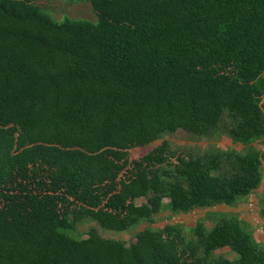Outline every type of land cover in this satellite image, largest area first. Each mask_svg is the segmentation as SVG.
I'll return each mask as SVG.
<instances>
[{"label":"trees","instance_id":"trees-1","mask_svg":"<svg viewBox=\"0 0 264 264\" xmlns=\"http://www.w3.org/2000/svg\"><path fill=\"white\" fill-rule=\"evenodd\" d=\"M86 1L96 21L0 0V264H264L237 213L129 243L100 231L236 206L261 186L264 0ZM179 129L247 147L164 140L130 158ZM259 205L264 219V190Z\"/></svg>","mask_w":264,"mask_h":264},{"label":"rangeland","instance_id":"rangeland-1","mask_svg":"<svg viewBox=\"0 0 264 264\" xmlns=\"http://www.w3.org/2000/svg\"><path fill=\"white\" fill-rule=\"evenodd\" d=\"M36 3L39 4L46 10L49 14L52 15L57 20H62L66 17L70 18H79L87 19L91 21L97 20V15L92 9L90 2L83 1H71V0H36ZM164 140H167L172 145V148L176 149H196L204 150L208 147L217 145L222 148L234 147L238 150H244L245 146L241 142H233L232 139L227 135H216L214 137H197L186 132L183 129L177 130L173 134L164 136L162 139H158L152 142L149 145L143 147H135L130 149V158H139L152 150L157 145L163 143ZM253 146L260 149L264 152V142L256 141L253 143ZM264 171V164H263ZM264 190V179L261 186L254 191L248 198L240 201L236 206H228L225 204L215 205L206 208L195 209L194 211L188 213H179L171 214L169 210H164L156 216L154 223L143 222L137 227L130 229L127 232H117L113 230H107L100 227L101 233L106 237H113L117 239L125 240L126 242H132L136 238L137 232L144 229L146 226L151 225L153 227H163L167 223H179L185 227L194 226L199 219H204L206 225L212 226L214 223L213 217H209V213L213 212H228V213H237L240 218L245 219L254 228V235L257 240L264 243V219L260 216V205L259 197ZM145 199L139 198L138 202L141 203ZM94 224L93 222H88L80 225V231L82 235L86 236L85 231L89 228L90 225ZM217 253H224L228 257H233L229 247H224L216 250Z\"/></svg>","mask_w":264,"mask_h":264}]
</instances>
